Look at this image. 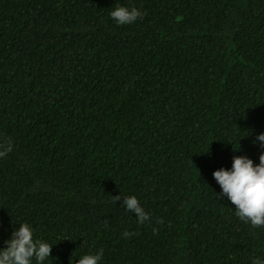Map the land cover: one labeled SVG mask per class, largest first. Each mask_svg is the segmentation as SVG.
Returning a JSON list of instances; mask_svg holds the SVG:
<instances>
[{
  "label": "trees",
  "instance_id": "16d2710c",
  "mask_svg": "<svg viewBox=\"0 0 264 264\" xmlns=\"http://www.w3.org/2000/svg\"><path fill=\"white\" fill-rule=\"evenodd\" d=\"M261 132L264 0H0V248L27 222L43 264L264 260L211 175Z\"/></svg>",
  "mask_w": 264,
  "mask_h": 264
},
{
  "label": "clouds",
  "instance_id": "9594fccd",
  "mask_svg": "<svg viewBox=\"0 0 264 264\" xmlns=\"http://www.w3.org/2000/svg\"><path fill=\"white\" fill-rule=\"evenodd\" d=\"M109 16L117 25L131 24L142 16L136 7L119 5L113 8ZM254 146L260 150L258 163L247 156H233L229 168L220 167L211 173L220 192L217 198H226L235 206V215L251 227L264 226V132L256 135ZM11 151L10 142L0 143V157ZM121 196L113 197V201ZM123 208L135 215L139 223L149 219L147 212L140 206L135 196L123 197ZM12 231L5 246L0 248V264H43L50 257L52 244L34 237V229L27 222L20 223ZM103 249L89 252L75 260L74 264H101ZM251 264H264V260L252 258Z\"/></svg>",
  "mask_w": 264,
  "mask_h": 264
}]
</instances>
